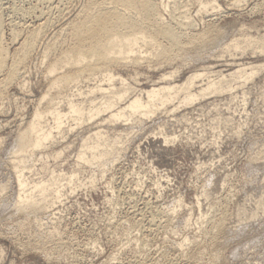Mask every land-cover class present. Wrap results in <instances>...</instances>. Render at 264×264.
Instances as JSON below:
<instances>
[{
  "label": "rangeland",
  "instance_id": "obj_1",
  "mask_svg": "<svg viewBox=\"0 0 264 264\" xmlns=\"http://www.w3.org/2000/svg\"><path fill=\"white\" fill-rule=\"evenodd\" d=\"M39 1H0L7 64L25 35L44 29L20 79L5 89L0 74V204L6 205L0 207V264H264V0H159L165 23L174 30L176 22L192 26L182 30L180 42L198 58L159 66L156 45L146 39L131 47L127 67L110 69V84L98 74L61 96L51 90L48 76L64 57L58 43L78 13L101 0ZM209 28L221 33L218 45L202 52L188 46L192 35ZM136 58L139 64L133 65ZM198 74L203 77L191 86ZM110 85L109 93H96ZM162 87L178 95L164 106L165 94L148 104L142 124L127 111L111 126L101 122L108 112L96 120L89 116L91 108L106 105L109 113L122 111L135 97L146 104V93ZM52 97L60 112L71 101L84 115L78 125L64 117L59 129L42 115V131L51 136L27 159L32 161L21 164L28 162L18 176L24 193L46 201L47 209L26 224L12 210L23 192L8 170L7 153L21 125ZM92 148L112 154L86 155L91 166L80 162L78 156ZM218 220L229 232L223 247L207 240Z\"/></svg>",
  "mask_w": 264,
  "mask_h": 264
},
{
  "label": "bare ground",
  "instance_id": "obj_2",
  "mask_svg": "<svg viewBox=\"0 0 264 264\" xmlns=\"http://www.w3.org/2000/svg\"><path fill=\"white\" fill-rule=\"evenodd\" d=\"M41 1L43 2V0H40L39 2H41ZM65 1L66 0H64V2ZM158 1L159 0H157V3H156V0H101V1H91L89 3L87 2L88 3L87 6L83 10H81V13L77 12L78 15H77L76 20L73 23H70L66 29L64 28L65 29L63 31L64 32V34H63L64 38L62 39L61 42L59 41L60 43H58V45H59L58 47L61 46L60 49L62 50V52L61 51L60 52H61V54H64V57L56 60L51 65L52 68H51L50 72L48 73L50 87H51V90L55 91L54 92L55 95L59 96L60 94L69 90L73 84H76L79 81H88L98 74H104L103 75V82L106 81V82H109V84H110L113 80V77H114L111 74L110 69L111 68H113V69L122 68L124 66L127 67L126 65L128 64L129 60L131 59L129 56V54L132 53L131 47L137 46L139 41H145L146 39H149L150 42H153L154 45H156L154 55L156 56L155 60L159 66L169 65V64H171V61H175L176 59H183L189 55H192L191 58H193V59L198 58L199 55H197V53L195 51H194L195 53L189 52V50H191V49H187V46L186 47L181 46L182 42H180V35H181L182 30L192 28V26L186 25L183 22H176L173 25L177 29L174 30L172 25L165 23L162 16L158 13L157 7H159V5H160V3H158ZM48 3H49V1H48ZM62 3H63V1H62ZM45 8H47V6ZM61 8H62V6H61ZM31 10H33V9H31ZM36 10H37V8H36ZM41 10H43V9L41 8ZM29 12H28V14H29ZM43 12L40 14H45ZM20 14H21V12H20ZM23 14L25 15L27 13H23ZM31 15H32V13H31ZM13 17H16V16H13ZM50 17L52 18V16H50ZM0 18H1V16H0ZM52 19H54V18H52ZM48 21H46V22H48ZM52 22H54V21L52 20ZM44 23H43V28L45 27ZM48 23H50V21ZM57 23H58V21H57ZM50 24H52V23H50ZM3 25L4 24L1 23V19H0V74H4V80L2 81V86H4V88H5V86H10V85L15 84L16 80L19 77H21L22 69L24 68L25 63L28 60V58H30L29 57L30 54L34 50L33 47H34L35 42L37 41L38 37H40L39 34H42L43 33L42 30H44V29H41V31H40V29L38 28L39 30L34 31L36 29V28H34V30L32 29L34 32L32 30H31L32 32L29 30L30 33L28 34V36L25 35L26 39L24 40V42L22 41L23 44H21L22 43L21 42L19 44L20 47L18 46L19 50H18V53H16L17 54L16 57L11 56L10 58H13V59H11L12 61L10 60V64H7L9 54L7 52L8 49H6L7 47L5 48V46L3 45L4 39L2 40V36H3L2 34L3 33L1 31ZM9 25H10V23H9ZM41 25H42V23L40 24V26ZM27 26L28 25H26V27ZM10 29L12 31V28H10ZM16 29L17 28H14L15 31H16ZM17 30L19 33V29H17ZM46 32H47V30H46ZM17 34L12 33L11 36L14 38L15 36H17ZM18 36H19V34H18ZM13 38H12V40H13ZM220 38H221L220 32H218L214 28H209L206 31H202L201 33L192 35L190 38V41L188 43V46H190V47L192 46V47L196 48L198 51L202 52L205 49H209L212 46L218 45ZM15 39L17 40V38H15ZM161 41H163L165 43V45H161L160 44V43H162ZM242 41H243V43H250L251 42V41H248L245 39H243ZM13 42H15V41H13ZM239 42L240 41H238V43ZM55 46H57V44H55ZM230 46H232V44ZM62 47H63V49H62ZM14 56H15V54H14ZM132 61H133V63H132L133 65L139 64L138 58L133 59ZM23 71H24V69H23ZM201 77H203L201 74H198V75L191 77L190 78L191 83H192L191 86H193L194 82H196L197 79H200ZM110 87H111V89H109ZM109 88H108L109 90H105V89L103 90L100 86L99 88H97V90L96 89H94V90H96V93H97V91H101V93L102 92L109 93L112 90V86L110 85ZM5 89H7V87ZM94 90L90 91V92L93 93ZM2 91L3 90L0 89V95H2ZM4 94H3V96H4ZM162 94H165L164 98L160 97ZM176 95H178V91L175 88H169V87H162V88H158V89L153 88L146 93V101H145L146 104L144 102H142L140 98L135 97L132 99V101L130 103H128L126 105V107L124 109H122V111H112L109 113L111 107L106 105V106H102V108H98V109L96 107H94L95 109L91 108V113L89 114V116L91 119L96 120V119H98L96 117H99L101 113L104 114V113L108 112L109 113V114L107 113L108 116L107 115H106L107 117L104 116L103 117L104 119H101V122L103 121L102 122L103 124L106 123L105 125L108 124L111 126V125H115L116 123L121 121V119L124 117L123 112L127 111V112H129V114L131 116L132 115L137 116V120H138L139 124H142V123H144L143 119L146 120L148 118L147 117V115L149 113V112H147L148 104L152 103L155 99L160 97L162 100L161 105L164 106V105H167L169 103L170 99L174 98ZM192 99H193V97L188 98L187 100L192 101ZM38 102H40V101H38ZM41 102H42V99H41ZM44 104H45V102H44ZM67 104H68V107L65 110V113H63V112H60L58 110V108L56 107L58 105V103H54V97H52L51 100H48L47 103L44 105V107H42L41 112L39 111V109H37L34 112L33 116H31L29 121L28 122L26 121V123L24 122V126L22 124L21 125L22 128H20V130L18 129L17 133L15 132L16 133L15 134L16 136L14 137L15 139L12 142L11 148L8 150L9 153H7V155H9V156L7 157V160L9 159V157H11V159H12V161L9 162L11 170L10 169H8V170L10 171V174L12 173L14 176H17V180L15 181L16 186H17L19 192H23V196L19 195L18 202L14 206H12L13 207L12 210L16 214L22 216L21 219H23V217H24L25 218L24 222H25V220L26 221L31 220L34 217L36 218L40 214H43V213L45 214L47 207H46V201H44L43 203L34 202L31 199L29 194L24 193V184L22 181H20V179H19L20 176H18V174L23 172L24 167L26 169L25 165L28 162L23 166L21 164L22 163L24 164V162H26V160L28 158L30 159V156L35 154V151L37 149L41 148L43 146V144L46 141H48L50 136H51L50 132L43 133V131H42V127H41V123H42L41 120L43 118L42 115L51 116L55 121L57 129L60 128L62 119L64 117H67V116H71V118H74L73 120L77 123H75V124L73 123V124L78 125L79 121L82 119V117L84 115L82 113V109H79L80 106L78 104H73L71 101L68 102ZM94 122H96V121H94ZM101 122H99L100 126L102 125ZM97 125H98V122H97ZM91 127H93V126H91ZM95 127L91 128V129L94 130ZM109 127H107V128H109ZM99 128L101 129L102 127H99ZM91 132H94V131L91 130ZM94 135L102 136V134H100L98 131L97 132L95 131ZM0 149H1V147H0ZM97 150H98L97 148L89 149V151L86 154H85V152H86L85 151L82 156H78V159L81 160L80 162H85L87 165H90V164L92 165L91 162L87 161V156H89L92 159H101L103 157H106V156H109L110 154H112V152L107 151V150L103 151V152H100ZM2 154H3V150H2ZM32 158H33V156H32ZM27 161H32V159L27 160ZM0 185H1L0 186V196H1V193H3L5 191V188H3L4 184L3 185L0 184ZM3 189H4V191H3ZM2 198H3V195L0 199H2ZM1 203H5V201L4 202L2 201ZM2 206L0 204L1 210L6 205H4L3 207ZM13 212L11 211L12 214H13ZM155 212L153 213V216L157 215ZM161 213H163V212H161ZM16 214H13V217H16V216H14ZM140 214H138V215H140ZM170 214L172 215V213H170ZM159 215H160V213H159ZM163 215L165 216V214H163ZM171 215H170V217H171ZM43 217H45V216H43ZM168 217H169V214H168L167 218ZM152 218H154V217H152ZM152 218L150 221L152 225L149 223V225H151V226H153V223H154V222L152 223ZM17 219L19 220V218H17ZM167 220L169 221L170 219H167ZM221 220H223V219H221ZM19 221H22V220H19ZM35 221H37V220H35ZM40 221L41 220H39V223H40ZM163 222H165V220ZM26 224L24 226H26ZM215 224H214L215 225L214 226L215 227L214 233L211 236H208L209 238L207 240L210 241V242L208 241L209 243H212L213 245L220 247L223 244H225L226 238L228 237L229 232L225 226V223H223V221L218 220V222ZM30 225L31 224L27 225V227ZM24 226H22V227H24ZM149 228H152V227H149ZM152 230H154V229H152ZM39 241H42V239L41 240L39 239ZM203 242H204V240H203ZM226 243H228V242H226ZM41 244H43V243L41 242ZM181 246L182 245H180V247ZM197 248L199 249V247H197ZM200 249H202V248H200ZM198 251H196V252H198ZM211 258H212V256H211ZM213 260H214V258H213ZM219 261H220V259H219ZM217 262L218 261L215 260L216 264H217ZM212 263H214V262H212Z\"/></svg>",
  "mask_w": 264,
  "mask_h": 264
}]
</instances>
